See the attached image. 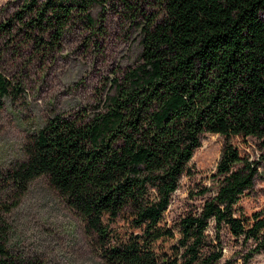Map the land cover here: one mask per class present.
Wrapping results in <instances>:
<instances>
[{"label":"trees","instance_id":"obj_1","mask_svg":"<svg viewBox=\"0 0 264 264\" xmlns=\"http://www.w3.org/2000/svg\"><path fill=\"white\" fill-rule=\"evenodd\" d=\"M92 2L25 0L0 24V37H18L45 57L75 23L94 32ZM153 4L150 14L126 6L131 20L142 18L137 59L113 79L100 106L50 117L28 136L25 159L0 180L22 194L44 178L104 264H214L221 227L253 240L254 252L264 246V209L246 216L238 202L253 186L256 165L232 141L253 139L264 161V0ZM20 93V82L0 73V106ZM204 134L224 139L211 196L166 224L170 195ZM7 212L0 205V264H23L8 246Z\"/></svg>","mask_w":264,"mask_h":264},{"label":"rangeland","instance_id":"obj_2","mask_svg":"<svg viewBox=\"0 0 264 264\" xmlns=\"http://www.w3.org/2000/svg\"><path fill=\"white\" fill-rule=\"evenodd\" d=\"M25 0H0V24ZM154 0H93L88 12L94 32L79 21L67 30L60 46L45 57L34 54L18 37L11 42L0 37V73L12 83L20 82L21 93L0 106V177L15 162L23 161L22 147L54 115L90 114L110 93L113 79L137 59L138 25L131 20L138 8L143 14L156 11ZM224 139L204 134L200 146L187 163L188 174L180 177L170 195L163 219L171 225L187 212L198 211L211 196L213 175ZM249 161L256 165L252 188L238 202L249 216L264 209V161L253 139L233 140ZM201 188L209 191L200 196ZM1 214L7 229L11 253L23 264H104L90 246L78 217L69 210L44 178L28 184L16 194L0 180ZM208 235L213 239V226ZM221 258L214 264H264V246L255 250L253 240L233 237L225 227L218 233ZM248 256L246 260L244 257Z\"/></svg>","mask_w":264,"mask_h":264}]
</instances>
